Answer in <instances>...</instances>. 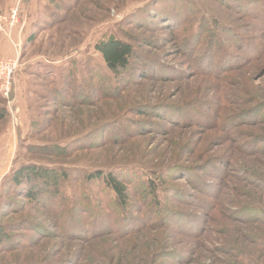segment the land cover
<instances>
[{
	"label": "rangeland",
	"instance_id": "374dc122",
	"mask_svg": "<svg viewBox=\"0 0 264 264\" xmlns=\"http://www.w3.org/2000/svg\"><path fill=\"white\" fill-rule=\"evenodd\" d=\"M15 5L0 264H264V0H0V20ZM111 36L133 47L118 73ZM22 165L56 172L36 201L5 184Z\"/></svg>",
	"mask_w": 264,
	"mask_h": 264
},
{
	"label": "trees",
	"instance_id": "16d2710c",
	"mask_svg": "<svg viewBox=\"0 0 264 264\" xmlns=\"http://www.w3.org/2000/svg\"><path fill=\"white\" fill-rule=\"evenodd\" d=\"M198 29L202 30V26H198ZM199 30L196 32V34H199ZM213 34H214L213 36L215 37L219 36L217 33H213ZM29 41H33V39L29 37L28 42ZM96 49L101 54L102 60L104 61L107 68L111 70L112 72L118 73V72L124 71L128 69L129 67H131L132 65V62L134 59L133 47L130 44L120 40L119 38L111 36L107 40L99 42L96 46ZM13 93L14 92H12V95ZM51 172H54V170L48 167L41 168L39 166L34 167L30 165H22L20 167H16L12 169V172L10 173L9 177H7L5 184L11 181L12 185L18 188V190L20 188L25 187V190H24L25 197L31 201L32 200L36 201L40 194L38 193L39 189L35 185V183H33V180H36V179L37 181L43 180L45 175ZM52 174L55 175L56 172ZM40 176H43V177H40ZM84 179L87 183L93 182V183H98V184L100 183L104 184L108 189H111L112 192L114 193V196L117 201V205L120 208H123L125 206L127 202V197H126L127 196V187H126L127 184L113 172L102 173L99 171H88V172H85ZM53 180L55 179L52 177V181ZM154 182L155 180L151 181L149 193H151V196L153 197V202L155 204L160 205L159 199L156 196V192H155L156 186ZM44 183L47 184L46 180L44 181ZM51 199H53V197H51ZM104 224L105 222L101 223L102 227H107V229H109V226L106 224L104 226ZM68 229L72 230V232H80L82 230L79 228H73L69 226H68ZM1 243H2V238L0 237V244Z\"/></svg>",
	"mask_w": 264,
	"mask_h": 264
},
{
	"label": "built area",
	"instance_id": "2783aa9c",
	"mask_svg": "<svg viewBox=\"0 0 264 264\" xmlns=\"http://www.w3.org/2000/svg\"><path fill=\"white\" fill-rule=\"evenodd\" d=\"M20 15V6L15 5L10 7L8 15L0 20V32L4 31V22L9 21L7 24L10 26L18 22ZM18 59H0V96L5 100L11 98L14 85V75L19 67Z\"/></svg>",
	"mask_w": 264,
	"mask_h": 264
},
{
	"label": "crops",
	"instance_id": "0c3cea01",
	"mask_svg": "<svg viewBox=\"0 0 264 264\" xmlns=\"http://www.w3.org/2000/svg\"><path fill=\"white\" fill-rule=\"evenodd\" d=\"M9 43H5V51L4 54L5 55H10L12 53V47L10 45H8Z\"/></svg>",
	"mask_w": 264,
	"mask_h": 264
}]
</instances>
